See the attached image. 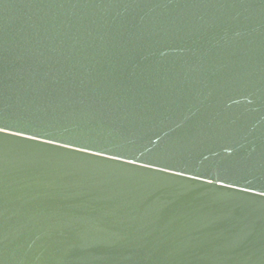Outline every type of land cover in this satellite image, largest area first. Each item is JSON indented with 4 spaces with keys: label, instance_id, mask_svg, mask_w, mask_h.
<instances>
[{
    "label": "water",
    "instance_id": "95a60500",
    "mask_svg": "<svg viewBox=\"0 0 264 264\" xmlns=\"http://www.w3.org/2000/svg\"><path fill=\"white\" fill-rule=\"evenodd\" d=\"M0 264H264V0H0Z\"/></svg>",
    "mask_w": 264,
    "mask_h": 264
}]
</instances>
